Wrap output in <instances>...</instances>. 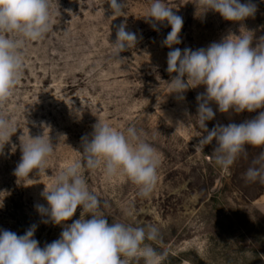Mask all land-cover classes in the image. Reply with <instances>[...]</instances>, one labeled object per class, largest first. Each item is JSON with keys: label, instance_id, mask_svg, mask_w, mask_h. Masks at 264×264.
<instances>
[{"label": "rangeland", "instance_id": "rangeland-1", "mask_svg": "<svg viewBox=\"0 0 264 264\" xmlns=\"http://www.w3.org/2000/svg\"><path fill=\"white\" fill-rule=\"evenodd\" d=\"M49 2L53 27L44 39L25 44L22 78L0 106V114L16 130L8 142H0V229L23 235L35 224L34 238L41 248L60 238L63 228L42 222L47 218L35 205L47 206L41 195L45 185L51 187L64 166L82 160V137L91 138L99 119L120 131L134 126L161 161L158 183L147 198L124 175L108 179L102 170L84 171L109 223L157 227L162 241L154 246L167 253L163 264H264V184L245 179L264 148L247 146V156L228 170L214 162L215 140L196 150L207 135L196 117V97L205 88H190L183 99L171 93L168 81L175 73L166 71L171 49L162 43L171 27L165 21L154 30L146 22L152 0H126L119 17L113 16L107 0ZM163 2L183 18L182 43L174 48H207L241 33L252 35L255 47L264 37V0H251L257 10L243 21L203 13L196 0ZM122 22L138 37L134 48L120 53L125 61L116 58L113 45ZM211 107L216 114L206 122L209 130L217 124H240L264 111L220 113L215 103ZM43 134L56 145L47 175L34 170L17 177L21 144ZM80 212L78 206L67 223L79 219Z\"/></svg>", "mask_w": 264, "mask_h": 264}, {"label": "clouds", "instance_id": "clouds-1", "mask_svg": "<svg viewBox=\"0 0 264 264\" xmlns=\"http://www.w3.org/2000/svg\"><path fill=\"white\" fill-rule=\"evenodd\" d=\"M113 16H122L126 0H107ZM203 13L214 11L227 21H243L254 16L257 7L251 0H196ZM154 30L165 21L171 27L162 42L171 49L167 54L171 93L179 99L190 88L204 86L196 97V117L202 135L196 150H203L215 140L212 154L216 165L228 170L241 156H247V146L264 148V111L240 124H217L211 130L207 121L215 118L211 104L220 113L239 114L264 109V37L252 47L253 36L241 33L229 35L207 48L192 50L179 45L183 18L172 11L163 0H152L146 15ZM49 0H0V106L7 103L24 71L23 48L28 42L45 38L52 29ZM126 22L117 26L115 56L125 61L120 53L134 48L137 34L126 30ZM12 123L0 114V142L9 141L15 132ZM82 137V160L73 161L60 170L51 187L45 185L42 197L47 201L35 205L37 212L60 225V238L43 248L34 238L37 225L23 235L0 229V264H163L167 253L155 244L162 241L160 231L153 225L132 226L112 222L103 215L100 198L88 187L84 171L102 170L106 178L126 176L138 188V195L147 198L158 183L160 157L156 149L140 139L134 126L120 131L98 119L93 132ZM56 145L44 134L29 138L21 144V159L14 174L28 177L34 170L46 174V164ZM0 147V151H2ZM247 169V182L264 184V151ZM78 206L80 218L71 220ZM106 206V205H105ZM131 214V213H129ZM90 216V219H86ZM151 242V243H149Z\"/></svg>", "mask_w": 264, "mask_h": 264}]
</instances>
